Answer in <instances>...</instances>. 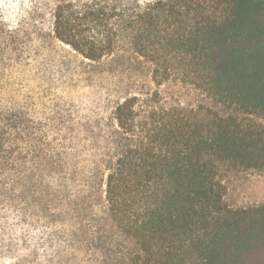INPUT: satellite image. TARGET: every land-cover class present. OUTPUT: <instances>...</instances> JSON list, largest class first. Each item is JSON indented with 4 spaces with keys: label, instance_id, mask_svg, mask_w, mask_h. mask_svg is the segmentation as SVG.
Instances as JSON below:
<instances>
[{
    "label": "trees",
    "instance_id": "1",
    "mask_svg": "<svg viewBox=\"0 0 264 264\" xmlns=\"http://www.w3.org/2000/svg\"><path fill=\"white\" fill-rule=\"evenodd\" d=\"M53 1L0 20V231L49 228L88 264H264V204L221 182L264 170V0ZM49 44L148 81L95 116L39 112L7 75Z\"/></svg>",
    "mask_w": 264,
    "mask_h": 264
},
{
    "label": "rangeland",
    "instance_id": "2",
    "mask_svg": "<svg viewBox=\"0 0 264 264\" xmlns=\"http://www.w3.org/2000/svg\"><path fill=\"white\" fill-rule=\"evenodd\" d=\"M33 1L0 0V20L15 26L29 12ZM53 4L50 0L49 7ZM43 26H47V21ZM25 64L7 75L15 101L21 104L25 97L34 96L39 112L56 107L63 112L74 111L78 117L95 116L98 111L112 107L127 92H137L149 77L146 69L126 68L114 57L88 62L54 44L39 55L31 54ZM176 89L167 85L159 88L161 93ZM221 182L228 207L252 208L264 204V170L226 169ZM49 230L17 225L9 231H0V264H88L74 246H64L56 236L49 242Z\"/></svg>",
    "mask_w": 264,
    "mask_h": 264
}]
</instances>
